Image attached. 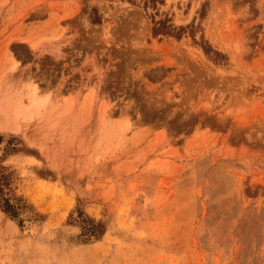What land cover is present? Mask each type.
<instances>
[{"label": "rangeland", "instance_id": "obj_1", "mask_svg": "<svg viewBox=\"0 0 264 264\" xmlns=\"http://www.w3.org/2000/svg\"><path fill=\"white\" fill-rule=\"evenodd\" d=\"M0 135V264H264V0H0Z\"/></svg>", "mask_w": 264, "mask_h": 264}, {"label": "trees", "instance_id": "obj_2", "mask_svg": "<svg viewBox=\"0 0 264 264\" xmlns=\"http://www.w3.org/2000/svg\"><path fill=\"white\" fill-rule=\"evenodd\" d=\"M90 20L92 23L99 22L98 16L93 14L90 15ZM187 27H191V25L173 26L167 17L157 20H153V18H151L150 34L153 37L157 35H164L178 39ZM192 42L199 46L203 54L214 63H219V60L222 59V54L212 50L205 41L200 40V42H196L192 38ZM165 71H168V69ZM1 142L2 135H0V211L10 219H15L22 210L23 205L21 204V199L13 194V188L11 186L13 182L12 172L8 170L7 166L2 165L1 162L6 156L16 154L18 152L34 156H36V153H33L30 149L18 146V141L12 136H9L4 143H2V145ZM84 221L85 222H82V225L78 224L81 231L80 235H86V237H98L103 233L104 226L100 221H95L94 219L87 217H85Z\"/></svg>", "mask_w": 264, "mask_h": 264}, {"label": "bare ground", "instance_id": "obj_3", "mask_svg": "<svg viewBox=\"0 0 264 264\" xmlns=\"http://www.w3.org/2000/svg\"><path fill=\"white\" fill-rule=\"evenodd\" d=\"M87 58V57H86ZM94 64V63H93ZM92 63H89V64H85V65H88L89 67L90 66H94ZM95 67H98V66H95ZM95 67H93L94 69H95ZM83 69V68H82ZM97 71V70H96ZM80 73H81V71H80ZM84 73H86V71L84 72ZM88 73V72H87ZM90 73V72H89ZM89 73L88 74H86L85 76H87V75H89ZM81 75V74H80ZM83 75V74H82ZM93 75V74H92ZM95 75V74H94ZM85 76L83 77V78H85ZM81 77V76H80ZM97 77V76H96ZM98 77H100V76H98ZM98 77H97V79H98ZM82 78V77H81ZM87 78V77H86ZM93 78V77H92ZM89 79V78H88ZM91 79V78H90ZM86 80V79H85ZM99 80H100V78H99ZM99 80H96L95 79V82L98 84V81ZM100 82H101V80H100ZM93 85V84H92ZM39 92V91H38ZM37 92V89H36V87H33V90H32V97H31V102L33 103V104H37L38 103V101H39V96H37L38 93ZM33 227V226H32Z\"/></svg>", "mask_w": 264, "mask_h": 264}, {"label": "crops", "instance_id": "obj_4", "mask_svg": "<svg viewBox=\"0 0 264 264\" xmlns=\"http://www.w3.org/2000/svg\"><path fill=\"white\" fill-rule=\"evenodd\" d=\"M87 88L86 89H83L81 92H80V95H79V99L83 98L86 94H87Z\"/></svg>", "mask_w": 264, "mask_h": 264}]
</instances>
